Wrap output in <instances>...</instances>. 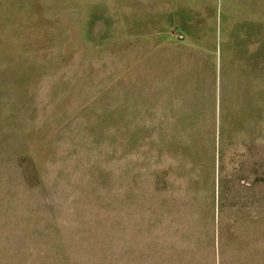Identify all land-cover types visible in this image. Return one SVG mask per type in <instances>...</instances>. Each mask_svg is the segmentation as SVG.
<instances>
[{"label": "rangeland", "instance_id": "rangeland-1", "mask_svg": "<svg viewBox=\"0 0 264 264\" xmlns=\"http://www.w3.org/2000/svg\"><path fill=\"white\" fill-rule=\"evenodd\" d=\"M216 9L212 45L126 0H0L19 264H264V8Z\"/></svg>", "mask_w": 264, "mask_h": 264}, {"label": "crops", "instance_id": "crops-1", "mask_svg": "<svg viewBox=\"0 0 264 264\" xmlns=\"http://www.w3.org/2000/svg\"><path fill=\"white\" fill-rule=\"evenodd\" d=\"M126 1L127 8H145L138 13L137 20L151 23L164 22L169 28L182 29L186 39H193L190 42L192 44L223 43L221 33L215 32L216 22H218L217 28H223L221 23L227 20L228 15L225 10L216 8H264V0ZM205 21L208 24L211 22V27L206 28L208 31H204L203 22ZM141 43L162 42L157 33L151 30L147 36H144ZM0 264H19V199L17 196L0 197Z\"/></svg>", "mask_w": 264, "mask_h": 264}]
</instances>
